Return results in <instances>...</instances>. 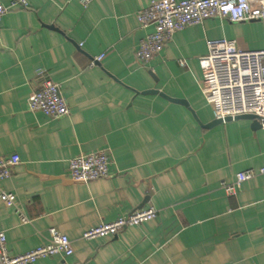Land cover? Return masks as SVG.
I'll return each mask as SVG.
<instances>
[{
  "label": "crops",
  "instance_id": "crops-1",
  "mask_svg": "<svg viewBox=\"0 0 264 264\" xmlns=\"http://www.w3.org/2000/svg\"><path fill=\"white\" fill-rule=\"evenodd\" d=\"M151 1L93 0L83 8L77 0H26L27 8L2 17L0 158L20 159L0 181V193L16 199L14 208L0 199L11 254L44 244L55 228L72 255L34 264H264V178L242 183L235 195L220 188L264 167V130L247 118L206 128L214 119L199 64L207 40L264 49L263 25L208 19L175 33L142 65L135 52L152 29H141L136 14ZM45 80L59 85L68 116L27 109ZM97 151L110 156L109 176L68 182V160ZM149 206L158 211L152 221L81 239Z\"/></svg>",
  "mask_w": 264,
  "mask_h": 264
},
{
  "label": "built area",
  "instance_id": "built-area-1",
  "mask_svg": "<svg viewBox=\"0 0 264 264\" xmlns=\"http://www.w3.org/2000/svg\"><path fill=\"white\" fill-rule=\"evenodd\" d=\"M86 8L93 0H77ZM27 8L26 0H12L9 6L0 2V21L11 8ZM208 19H226L231 23L259 21L264 31V0H154L137 12L136 20L141 29L151 28L135 52L137 61L144 65L156 57L172 40L173 35L187 27L199 25ZM207 53L199 58L202 71L200 89L211 107L214 120L225 123L238 116L252 115L264 130V49L246 52L225 38L207 40ZM101 56L95 61H99ZM185 63L181 62L183 66ZM93 65V63H92ZM27 109L50 119H60L70 114V109L60 93L58 84L45 80L41 88L31 94ZM16 154L0 158V181L10 177L19 163ZM110 156L107 151L78 155L68 160L67 181L90 183L109 176ZM255 176L264 178V167L237 173L232 183H220L227 195H235L242 183ZM0 199L6 207H15V195L1 192ZM158 211L149 206L102 223L83 233L81 239L90 241L115 236L123 229L152 221ZM23 224L29 223L20 215ZM73 253L71 241L57 229H48L46 242L35 249L13 255L0 232V264H34L53 256L69 257Z\"/></svg>",
  "mask_w": 264,
  "mask_h": 264
},
{
  "label": "water",
  "instance_id": "water-1",
  "mask_svg": "<svg viewBox=\"0 0 264 264\" xmlns=\"http://www.w3.org/2000/svg\"><path fill=\"white\" fill-rule=\"evenodd\" d=\"M135 94H138L137 91H134ZM152 93H155L157 94L158 91L156 90H148V91H145L144 94H152ZM244 118H247V119H251L253 121V125L255 127H260L256 118L252 115H245V116H238V117H235L233 120H237V119H244ZM229 121H232L231 118H226L225 119V122H229ZM222 122L219 121V120H213L209 125L206 126V128H209L210 126H213V125H216V124H221Z\"/></svg>",
  "mask_w": 264,
  "mask_h": 264
}]
</instances>
